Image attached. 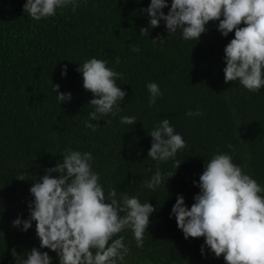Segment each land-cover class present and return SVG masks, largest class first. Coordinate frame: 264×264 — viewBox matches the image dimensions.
I'll return each instance as SVG.
<instances>
[{
  "label": "trees",
  "instance_id": "16d2710c",
  "mask_svg": "<svg viewBox=\"0 0 264 264\" xmlns=\"http://www.w3.org/2000/svg\"><path fill=\"white\" fill-rule=\"evenodd\" d=\"M24 3L0 0V264H14L13 248L19 253L39 248L35 222L26 233L12 222L28 219L30 187L68 148L92 153V169L106 196L115 188L118 198L126 193L157 209L143 248L136 247L131 230L120 234L131 248L125 264H225L208 250L202 255L204 238L185 239L170 217L178 195L189 208L194 203L200 190L193 181L199 182L206 160L217 151L232 155L237 165L247 164L245 171L264 186V88L251 93L238 81L224 80V49L234 32L225 38L218 22H210L200 41H186L180 30L169 35L161 21L140 35L148 27L141 10L150 0H87L86 7L82 0L75 14L69 6L63 15L40 22L24 13ZM157 37L165 40L154 45L151 39ZM129 45H139L140 51ZM91 58L123 74L116 84L128 95L115 117L89 120L94 107L88 102L94 97L83 88L77 69ZM65 64L66 78L61 76ZM150 82L163 93L152 107ZM55 84L72 94L70 102H58ZM197 109L202 115H186ZM122 116H134L137 123L121 124ZM164 118L187 147L175 158L182 164L178 170L172 160L159 164L162 173L175 175L165 187L152 190L143 183L157 170V162L148 157V134ZM89 122L100 126L93 132L85 127ZM21 172L27 173L25 181L16 179ZM43 251L59 264L56 253Z\"/></svg>",
  "mask_w": 264,
  "mask_h": 264
},
{
  "label": "clouds",
  "instance_id": "9594fccd",
  "mask_svg": "<svg viewBox=\"0 0 264 264\" xmlns=\"http://www.w3.org/2000/svg\"><path fill=\"white\" fill-rule=\"evenodd\" d=\"M82 0H26L24 13L40 22L54 18L71 7L73 14L81 6ZM87 6V0H83ZM169 9L165 14L164 9ZM148 17V27L140 29V35L150 29L160 27L164 22L170 34L180 30L186 41H200L208 32L210 22H218L217 30L227 38L234 32V38L224 49L225 83L238 81L244 89L258 93L264 88V0H150L147 8L141 10ZM165 39H151L155 45ZM139 52V45H129ZM115 62L119 64L120 57ZM105 60L91 58L77 71L82 74L83 88L93 95L88 104L94 107L90 121H100L102 117L117 116L122 111L121 102L127 92L117 86L116 80L123 74L107 67ZM68 67L63 65L61 76H67ZM149 107L156 104L163 93L157 83L146 85ZM58 102H70L72 94L60 91V85H53ZM187 116L202 115L189 111ZM121 124L135 125L134 116L120 117ZM111 123V121H107ZM100 125L86 123L93 132ZM152 138L148 157L157 162V170L144 186L155 190L166 185L175 174L162 173L159 164L176 160L178 151L187 147L182 135L170 126L164 118L148 134ZM227 147L233 152L232 144ZM91 152H80L68 148L54 167L34 181L30 187L33 200L28 204L29 217H17L12 222L14 228L28 232L35 222L39 248L17 252L11 250L14 264H53L48 249L56 253L59 264H125L131 248L120 235L131 230L137 248L144 246V234L150 224V216L157 211L151 203H141L136 196L126 193L118 198L115 188L108 190L107 196L100 183V176L92 169ZM247 164L233 163L232 155L219 152L206 160L194 203L189 208L183 195H178L172 207L179 230L185 239L204 238L201 254L210 251L225 264H264V186H261L245 169ZM151 171V169H148ZM176 173V172H175ZM27 173L17 174V180L25 181Z\"/></svg>",
  "mask_w": 264,
  "mask_h": 264
}]
</instances>
